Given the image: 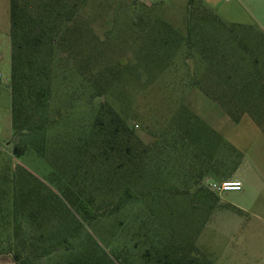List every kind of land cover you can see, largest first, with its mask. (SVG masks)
<instances>
[{"label":"trees","instance_id":"trees-1","mask_svg":"<svg viewBox=\"0 0 264 264\" xmlns=\"http://www.w3.org/2000/svg\"><path fill=\"white\" fill-rule=\"evenodd\" d=\"M88 3L10 0L13 152L22 155L24 139L35 136L52 172L49 184L18 173L12 212L0 210V255L18 264H216L187 236L184 203L172 198L191 196L194 210L204 201L213 209L218 200L203 176L189 187L182 179L197 120L185 99L201 90L234 121L248 115L264 133V38L246 41L233 26L211 19L201 0H189L186 36L170 39L174 54L157 67L152 59L141 65L157 72L156 83L132 99L124 88L116 108L106 96L126 64L96 65L87 42ZM69 71L80 83L56 107L55 80ZM143 76L137 80L145 85ZM155 174L162 182L176 177L177 184L159 190ZM158 194L164 198L156 200ZM134 204L137 217L119 222L133 227L132 238L115 248V233L98 225Z\"/></svg>","mask_w":264,"mask_h":264},{"label":"rangeland","instance_id":"rangeland-1","mask_svg":"<svg viewBox=\"0 0 264 264\" xmlns=\"http://www.w3.org/2000/svg\"><path fill=\"white\" fill-rule=\"evenodd\" d=\"M201 1L210 10L208 16L211 19L214 16L233 26L235 34L248 42L263 40L264 0ZM188 3L189 0H89L87 42L90 53L98 56L94 60L96 65L101 67L108 61L109 64L118 61L126 64L122 67V81H118L106 96L116 108L121 105L120 95L124 88L129 90L132 99L133 95L156 83L158 76L152 75L157 72L141 65L152 59L157 67L158 60L165 58L166 61L174 54L176 42L170 39L175 33L186 36ZM10 26V0H0V210L5 212L4 216L10 212L7 207L12 212L18 173L25 170L49 184L52 172L51 164L35 147V136L24 139L26 150L22 155L13 152L17 141L12 127ZM160 31H169L171 36H155ZM132 62L137 64V70L130 67ZM142 74L145 85L137 80ZM79 83L80 77L70 71L65 80H55L53 104L65 106L66 94L74 91ZM185 104L197 116L191 135L194 146L186 150L183 162L185 176L182 179L187 182V187L202 176L207 184L221 182L225 177L243 183L240 191H216L218 200L213 209H209L205 201L192 209L191 196L187 194L172 197L184 203L181 216L185 232L192 239L196 238V245L216 264H264V133L248 115L234 121L219 103L201 90H191ZM71 115L73 119L77 116ZM143 134L148 140V134ZM176 179L166 178L162 182L163 179L155 174L151 181L163 190L164 186L167 189L174 187ZM162 195L158 194L156 200L164 198L160 197ZM135 211L137 204L127 206L106 216L103 224L98 225L106 234L115 233L117 238L112 240L115 248L119 242L132 238L133 227L122 226L119 222ZM132 216L137 217V213Z\"/></svg>","mask_w":264,"mask_h":264},{"label":"built area","instance_id":"built-area-1","mask_svg":"<svg viewBox=\"0 0 264 264\" xmlns=\"http://www.w3.org/2000/svg\"><path fill=\"white\" fill-rule=\"evenodd\" d=\"M211 188L217 192L240 191L242 190V182L240 180L228 179L211 183Z\"/></svg>","mask_w":264,"mask_h":264},{"label":"crops","instance_id":"crops-1","mask_svg":"<svg viewBox=\"0 0 264 264\" xmlns=\"http://www.w3.org/2000/svg\"><path fill=\"white\" fill-rule=\"evenodd\" d=\"M242 187H243V183H242ZM0 257V264H18L11 256H9L8 254H1Z\"/></svg>","mask_w":264,"mask_h":264}]
</instances>
